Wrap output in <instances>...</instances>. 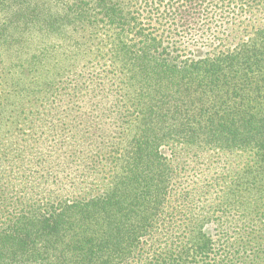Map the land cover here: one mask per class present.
Returning <instances> with one entry per match:
<instances>
[{"label": "trees", "instance_id": "16d2710c", "mask_svg": "<svg viewBox=\"0 0 264 264\" xmlns=\"http://www.w3.org/2000/svg\"><path fill=\"white\" fill-rule=\"evenodd\" d=\"M0 264H264V0H0Z\"/></svg>", "mask_w": 264, "mask_h": 264}, {"label": "rangeland", "instance_id": "374dc122", "mask_svg": "<svg viewBox=\"0 0 264 264\" xmlns=\"http://www.w3.org/2000/svg\"><path fill=\"white\" fill-rule=\"evenodd\" d=\"M257 18L259 19V17ZM241 22L244 23L243 20ZM222 36V33H218V37ZM200 39V44L209 42V39ZM196 41H198V39ZM237 42L238 39L235 41L233 40L232 47L236 45ZM218 43L219 42L216 41L214 44L216 45ZM163 153L169 160L172 161V166L174 167L175 177L173 181V190L184 189L187 191H190L192 188H200L202 186L204 187L203 189H208L205 184L213 182L215 178L222 181L224 177L232 173L233 168L242 166L246 161L245 158L247 157L245 154L201 151L183 145H170V147L163 149ZM233 158L236 159V162L229 165L228 160ZM99 168L102 169L103 173L101 172L100 174H97V170ZM103 168V165H99L90 176L78 178L76 180V185L69 189V197L72 198V195H75V197H87L103 194L108 186L111 185L110 182L113 179L111 178V172H108V169L105 171ZM104 177L109 179H104ZM223 182L226 181L223 180ZM217 190L219 191L218 188ZM72 192L75 194H71ZM175 199L176 197H170L171 202ZM194 200L195 199L193 197L189 198V201L192 203Z\"/></svg>", "mask_w": 264, "mask_h": 264}]
</instances>
